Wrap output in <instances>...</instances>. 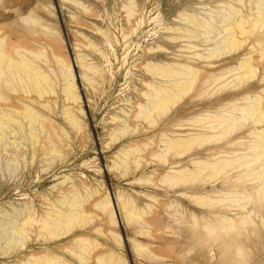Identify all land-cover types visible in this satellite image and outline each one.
<instances>
[{
  "label": "bare ground",
  "instance_id": "obj_1",
  "mask_svg": "<svg viewBox=\"0 0 264 264\" xmlns=\"http://www.w3.org/2000/svg\"><path fill=\"white\" fill-rule=\"evenodd\" d=\"M226 1L229 2L224 3L227 6L224 14L214 16L212 14L214 12L211 11L200 17L195 12L183 13L179 17L180 24L164 28L173 32V35L168 36V46H172L171 43L178 45L174 46V58L170 59L167 52H164L165 55L155 56L154 51H163L162 46L145 49L143 59L137 60L140 64H136L135 61L130 68L132 73L140 66L139 71L143 74L139 81L145 91H138V99L117 96L118 103L122 106L126 104L130 111L128 108L122 109L121 106L118 108L119 114L113 115L110 120L114 126L110 130V141L114 143L127 134L136 133L137 127L132 124L134 121L142 123L148 133L159 128V137L154 143L159 153L156 162L159 167H165V176L159 180L165 185L168 183L176 187L174 195L180 196L182 200L188 199L186 185L195 182L201 184L198 189V194L202 195L198 201L200 208L212 210L217 204H224L218 212L222 217L217 215L209 224L199 221L200 244L207 240L214 245L225 238H229L233 244H240L244 236L242 232L247 235L249 226H255L257 220L264 224L262 209L248 207L253 202L254 206L257 204L264 206V74L260 81L251 84L253 80L259 78L261 70L264 72V0H235L238 5L233 6L230 5V0ZM127 2L130 7L127 15L131 17L134 15L132 8L135 0ZM3 4L5 5V1ZM8 19L11 17L0 14V21ZM14 20V23L18 24L27 23L21 12ZM138 25L141 26L142 21H138ZM135 31L130 30L128 35L124 34L121 38L124 45H129L124 51L125 57H122V62L120 57L118 58L122 67L127 61L134 60V57L131 59L132 55H129L133 48L129 39ZM10 40L9 33L0 28V155L9 161L18 162L26 157L25 154L28 155L27 150L30 149L33 155L30 157V164L33 165L38 162L35 158L38 152L49 155L57 152V137L59 131L64 130L61 128L58 130L54 120L49 118L54 113V107L50 108L48 103L42 101L47 94L55 93L54 82L48 81L50 72L48 75L46 73L45 64L49 59L43 53L25 47L22 38H16L11 44ZM114 42L116 41L109 39L108 54L96 49L95 56L98 57L99 63L112 66V62L117 61ZM183 43L186 45H181ZM136 48L139 49V46L136 45ZM243 49L244 53L236 59V54ZM112 52L114 60L110 58ZM55 60L65 80L62 91L64 94L62 115L68 124L79 132L81 129L79 119L74 115L70 105L65 106L79 101L73 70L70 64L58 58ZM78 60L82 68L92 72L93 67L89 62L82 56ZM99 68L100 65L98 73L94 75L102 78ZM84 77L89 86L95 87V78L87 75ZM218 85L220 87L216 88ZM212 87V93L206 90V95V91L203 92V89ZM197 88H200V91L190 97L191 101L199 99L202 102V99L208 97L209 102L202 104L187 123L181 118L185 104L180 106L178 111L174 108L186 97L195 94ZM211 94L215 96L212 97ZM99 103L98 107L102 104ZM100 108L93 112L94 117L101 112ZM45 111L49 116L47 113L42 115ZM172 115L176 117H170ZM33 128L34 132L38 128L39 133H33ZM25 133L29 134L26 136ZM42 134L44 141L40 138ZM26 146L29 149H26ZM196 146L200 148L196 154L197 158L186 163L175 160L179 156L191 153ZM120 148L121 150L115 153V166H124V170L129 171L130 163L135 161L132 165L139 170L142 159L138 157L140 154L135 142H124L116 149ZM169 155L175 157L168 158ZM123 175H126V172ZM140 175L139 179L136 178L138 183L144 180L143 174ZM149 175L160 177L162 171L144 173L148 182L151 178ZM220 178L223 179L222 187L214 189ZM209 186L213 189L208 190ZM144 197L149 203L156 204L161 201L158 196L152 194H145ZM119 199L120 212L123 220L127 219L128 223L144 219V215H149L153 211L148 205L146 213L145 209L138 205L137 200L131 197ZM83 203L85 201L82 197L71 191L56 200L47 199L42 203V209L31 205L8 215L5 213L6 209L0 208V244H7L5 248L0 246V257H10L24 248L30 252L27 253V260L20 264H66L58 253L66 250L69 254L76 255L81 263L87 264L95 242H90L88 237L82 235L70 236L76 227L85 226L90 221L89 214L82 208ZM95 207L107 215L110 223L114 225L115 216L108 197L101 199ZM180 210L181 207L177 209L178 214ZM183 218L184 215L173 216L171 221L177 224ZM191 218L196 219L195 215ZM140 226L141 234H146V230L153 224L152 221L144 219ZM45 234L50 239L61 236H70V239L63 245L43 246L40 244L46 240ZM119 240L117 236L115 241ZM71 242L73 243L69 244ZM222 244H225V241ZM241 246H237L238 252L245 258ZM141 247L143 246L139 244L138 249ZM225 255L223 252L224 257ZM96 259L97 264L121 263L113 254L101 255ZM214 259L215 255L212 259H204V262L199 264H212Z\"/></svg>",
  "mask_w": 264,
  "mask_h": 264
},
{
  "label": "rangeland",
  "instance_id": "obj_2",
  "mask_svg": "<svg viewBox=\"0 0 264 264\" xmlns=\"http://www.w3.org/2000/svg\"><path fill=\"white\" fill-rule=\"evenodd\" d=\"M127 1L0 0V14L11 17V19L0 21V28L9 33L10 44L16 38H22L25 47L39 51L49 59V62L45 64L46 73L48 75L50 72L48 81L54 82L53 91L55 93L47 94L42 101L48 103L50 108L54 107V113L49 116L45 111L42 115L47 113L49 118L54 120L57 129L64 130V132L59 131L57 137V152L51 155L38 152L35 157L38 162L33 165L30 164V157L33 155L27 146L28 155L25 154L26 157L18 162L9 161L5 156L0 155V208L6 209L5 213L8 215L10 212L20 211L31 205L42 209V203L47 199L56 200L64 193L75 191L85 201L82 208L85 213L89 214L90 221L85 226L76 227L70 236L80 237L82 235L88 237L90 242H95L96 245L90 251L91 257L87 264H97L96 258L101 255L110 256V254L117 257L121 261L120 264H199L204 262V259H212L213 255H215V259L212 264H264V224L258 220L255 226L248 227L250 233H247L248 236L242 232L244 236L240 244H233L229 238H225L220 243L216 242L214 245L211 241L207 242L206 239L201 244L198 242V237L201 234L198 230L199 221L209 224L214 217L217 218V215L222 217L218 212L224 204H217L212 210L200 208L198 201L202 195L198 194V189L201 184L195 182L186 185L188 199L182 200L179 198L180 196L174 195L176 187H172V184L168 183L165 185L159 180L165 176V167H159L156 162L159 159L157 158L159 153L154 143L158 140L159 128L148 133L142 123L134 121L132 124L137 127L135 134H127L115 143L110 141L109 135L110 130L114 128L110 120L113 115L119 114L118 108L122 106L118 103L117 96L138 99V91H145L139 81L143 74L142 71H139L140 66H137V71L134 69L131 73V64L135 61L136 64H140V61L137 62V60L143 59L144 50L149 47L162 46L163 51L156 50L154 55L162 56L165 55L164 52H167L170 55L169 58L173 59L174 46L178 47V45L170 42L172 46H168V36L173 35V32L166 31L164 28L180 24L179 17L183 13L195 12L200 17L211 13V11L214 12L212 13L214 16L224 14V10L227 8L224 3L229 1L135 0V5L132 8L134 15L131 17L127 15L130 8ZM230 5L238 4L235 0H230ZM20 12L26 17V24L14 23V18L16 19ZM138 21H142L141 26L138 25ZM133 29L136 31L129 39L133 44L129 55H132L131 59L134 57V60L127 61L126 65L122 67L118 58L120 57L122 62L128 44L124 45V40L121 38L124 34L128 35V32ZM109 39L119 41V43L114 42L116 51L114 54H116L117 61H113L112 66L99 63L98 57L95 56L96 49L106 54L110 52L107 46ZM120 40L122 44H120ZM136 45L139 46V49L136 48ZM181 45L185 46L186 43ZM244 50L237 53L235 58L238 59ZM111 55L110 58L114 60L113 52ZM81 56L92 65V72H87L78 63V58ZM55 58L70 64L73 70L72 74L79 101L65 104V106L70 105L74 115L79 119L81 123L79 132L73 129L62 115L64 107L62 91L65 80L57 67ZM98 65H100L99 70L102 78L94 75L98 73ZM262 72L263 70L258 74L259 78L253 80L251 84L260 81L259 79L264 74ZM84 75L95 78V87L89 86ZM127 75L128 77H126ZM219 87L218 85L216 88ZM206 90L212 93L213 87L203 89V92ZM199 91L200 88H197L195 94L186 97L174 108L178 111L179 107L185 104V111L181 118L187 123L194 117V113L202 104L205 105L209 102L208 97L202 99V102L199 99L191 101L190 97ZM113 95L114 97H111ZM211 96L215 95L211 94ZM98 102L102 103L101 108L98 107ZM139 102L141 103V100ZM98 108L101 112L94 117L93 112L95 113ZM121 108L126 109L128 106L125 104ZM34 129L33 133H39L38 128L35 132ZM28 134L25 133L26 136ZM40 138L44 141V134ZM151 139L153 140L151 141ZM127 141L135 142L139 149L140 156L138 157L142 159L139 170L134 167L135 165H132L135 161L130 163L129 171H125L124 166H115V153L121 150V148H116ZM151 142L152 144H150ZM199 149L196 146L191 153L179 156L175 160L186 163L197 158L196 154ZM170 157L175 156L169 155L168 158ZM42 160L46 162H42ZM156 170L162 171V175L160 177L149 175L151 178L148 182L144 173H156ZM125 172L126 175H123ZM140 173L144 178L142 183L137 182L141 176ZM222 180L220 178L214 189L222 187ZM250 187L252 186L250 185ZM207 189L213 188L209 186ZM145 194L158 196L161 201L156 204L149 203L148 199L144 197ZM105 196L111 201V208L115 216L114 225L110 223L107 215L102 214L95 207ZM167 196L171 198H167ZM120 197L136 199L138 205L145 209L146 213H148L147 206H151L153 211L149 215H144V219L152 221L153 226L146 230V234H141L140 224L144 219L130 221V223L127 219H125L126 222L123 220L119 209ZM180 207L181 210L178 214L177 209ZM248 207L249 209L260 208L264 215V206H260V204L254 206L253 202ZM166 208L167 212H165ZM191 214L195 215V220H192ZM182 215L184 218L180 223H172L173 216ZM46 236L45 234L46 240L43 239L45 241L40 245H63L66 240L70 239V236L52 237L51 239ZM117 236L120 238L119 242L115 241ZM223 241L225 244H222ZM139 244L143 246L141 249H138ZM0 246L5 248L7 244H0ZM237 246L243 248L245 258L239 255ZM29 252L23 248L10 257H0V264H20L27 260ZM223 252L226 254L225 257ZM58 253L66 264H83L76 255L69 254L66 250L58 251Z\"/></svg>",
  "mask_w": 264,
  "mask_h": 264
}]
</instances>
